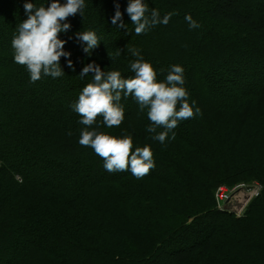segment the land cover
Returning a JSON list of instances; mask_svg holds the SVG:
<instances>
[{
  "label": "trees",
  "instance_id": "trees-1",
  "mask_svg": "<svg viewBox=\"0 0 264 264\" xmlns=\"http://www.w3.org/2000/svg\"><path fill=\"white\" fill-rule=\"evenodd\" d=\"M10 2L23 8L51 0ZM116 2L125 28L112 26ZM128 2L85 0L83 17L68 18L71 29L59 38L67 41L75 71L61 57L59 78L30 82L13 58L16 25L0 32V264H264V83L252 87L258 75L251 72L261 64L264 78V0H144L161 18L174 15L139 36L130 27ZM189 14L200 27L190 29ZM101 28L107 37L99 36ZM84 31L106 45L84 53L86 44L75 35ZM128 48L153 65L158 81L171 65L182 66L189 102L202 113L178 122L175 139L164 144L146 131L148 109L141 111L132 97L120 101L119 127L97 118L99 131L131 135L133 151L151 147L155 168L140 179L130 171L109 173L91 147L79 144L85 126L71 108L72 94H57L69 79L81 93L92 74L79 73L93 61L106 72L134 76L136 57ZM36 84L49 86L48 99L35 92ZM54 157L77 161L81 179L57 168L38 175L37 163ZM256 182L261 194L243 217L218 210L219 187Z\"/></svg>",
  "mask_w": 264,
  "mask_h": 264
},
{
  "label": "clouds",
  "instance_id": "clouds-1",
  "mask_svg": "<svg viewBox=\"0 0 264 264\" xmlns=\"http://www.w3.org/2000/svg\"><path fill=\"white\" fill-rule=\"evenodd\" d=\"M85 0H51L47 6L37 7L26 2L24 11L27 19L17 25L11 46L14 62L25 66L30 76V82L39 81L42 76L59 78L65 74L61 67V57L67 60V67L75 71L71 53L64 50L67 41L59 38L60 33L71 29L69 17L78 13L83 17ZM115 13L111 18L113 25L119 22L120 28L127 25L123 22L120 4L115 3ZM134 25L135 35L146 33L158 24L167 25L174 13H167L161 18L160 12L149 8L144 0H129L125 9ZM150 13V14H149ZM190 29L200 27L192 16L186 15ZM78 40L86 44L83 52L91 56L92 51L100 44V39L93 31L77 32ZM136 59L130 63L134 76L124 78L120 71H104L93 61L86 64L79 73L81 78L92 74V81L87 83L71 105L81 117L79 123L84 125L79 137V144L91 147L95 154L104 160V169L109 173L130 171L136 178H143L155 168L151 147H137L133 151L131 135L117 137L99 131L97 118H102V124L107 128L119 127L125 117V110L120 103L122 98L132 97L141 111L148 109L147 117L151 124L146 131L153 133V140L164 144L169 138L175 139L173 131L178 122L201 115V109L194 107L196 101L189 102V92L184 87V68L171 65L163 81H158L157 72L150 62L143 59L136 48L127 49ZM121 54L118 49L116 56ZM109 59L112 57L108 54ZM179 105V109L177 106ZM95 125V127H93ZM162 128V131H157ZM171 133V137H169ZM68 135H72L71 132Z\"/></svg>",
  "mask_w": 264,
  "mask_h": 264
},
{
  "label": "rangeland",
  "instance_id": "rangeland-1",
  "mask_svg": "<svg viewBox=\"0 0 264 264\" xmlns=\"http://www.w3.org/2000/svg\"><path fill=\"white\" fill-rule=\"evenodd\" d=\"M10 0H0V12H2V14L4 15V19L0 17V32H2L3 30H7L9 29V27L11 28V24L14 23L17 27V25L23 21V19H21V16H23L24 12H21V11H24V7L22 8L21 5H15V3H11ZM22 14V15H21ZM20 16V17H19ZM113 27H115L116 25H113ZM134 25H130V27H133ZM109 27V26H108ZM108 27H106L107 29H109ZM106 28H101V29H97V32L99 34V36H101L102 38L103 37H107V29ZM108 34L111 35V33L108 32ZM99 45H106V43H104L103 41L100 42ZM259 67L257 69V71H251L253 73H256L258 75V77L256 76V82L253 84L252 87H255L257 85V83L261 84V83H264V78L260 77L261 76V71H263V66L260 64V66H257ZM59 80V79H58ZM70 81V79H69ZM65 82L63 81V84H70L71 82ZM62 84V85H63ZM66 84V85H67ZM61 85V86H62ZM64 85V87H60V88H57V94L58 96H69L71 95V102L72 104L75 103V101H77V97L79 96V94H76L77 91L79 92V89L77 86H70V85ZM53 85H50V87L52 88L51 90L54 91V87H52ZM36 90L35 92L37 93H44L45 97L48 99L49 98V95L51 93V91L49 90V86L47 87H41L39 86V84H36L35 86ZM83 89V88H81ZM81 91V90H80ZM34 92V93H35ZM75 93V94H74ZM94 156V154H93ZM63 158L61 157H54V158H50L48 160H44V161H41L43 163H37L39 165V167H36V171H37V174L40 175L42 173L45 172V170H49V169H54V168H57L59 170V172H71V173H74V174H78L77 176H75V179L76 180H80L81 176L80 174L83 173V169L80 168V165H77V161L73 162L71 159H65L64 161H61ZM88 162V161H87ZM87 162H83L81 163V165H87ZM94 168V166L90 165L88 169H92ZM96 173V172H95ZM47 172L44 174L46 175ZM102 174H105L104 172H102ZM18 179V177H17ZM73 179V177H72ZM251 185H259V187L262 189V186L259 184V183H252V184H240V185H237L236 187L234 188H230L228 186H224L225 188H227V190L229 191H232L233 189L237 188V187H240V186H251ZM261 192V190H260ZM245 193V191L243 192ZM233 201H235V198L233 199ZM216 207H217V204H216ZM247 212V210L245 211V213ZM244 213V215H245Z\"/></svg>",
  "mask_w": 264,
  "mask_h": 264
},
{
  "label": "built area",
  "instance_id": "built-area-1",
  "mask_svg": "<svg viewBox=\"0 0 264 264\" xmlns=\"http://www.w3.org/2000/svg\"><path fill=\"white\" fill-rule=\"evenodd\" d=\"M241 188H245V186H241ZM261 188L258 185H255L249 189H246V195L249 196V200L256 198L260 195ZM233 192L227 190L225 187H220L216 192V201L219 208H222L223 206H228L233 199ZM248 202V201H247Z\"/></svg>",
  "mask_w": 264,
  "mask_h": 264
},
{
  "label": "water",
  "instance_id": "water-1",
  "mask_svg": "<svg viewBox=\"0 0 264 264\" xmlns=\"http://www.w3.org/2000/svg\"><path fill=\"white\" fill-rule=\"evenodd\" d=\"M248 200H249V196H245L243 202L238 204L237 210L240 211Z\"/></svg>",
  "mask_w": 264,
  "mask_h": 264
}]
</instances>
